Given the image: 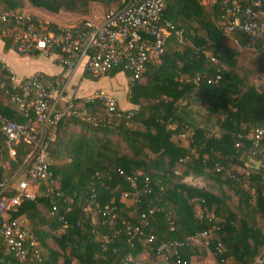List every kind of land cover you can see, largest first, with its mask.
Returning a JSON list of instances; mask_svg holds the SVG:
<instances>
[{
    "label": "trees",
    "instance_id": "trees-1",
    "mask_svg": "<svg viewBox=\"0 0 264 264\" xmlns=\"http://www.w3.org/2000/svg\"><path fill=\"white\" fill-rule=\"evenodd\" d=\"M124 1L0 0V11L23 13L29 7L42 15L88 16L93 4L121 7ZM164 2V20L172 26L165 54L139 81L130 82L123 69L102 77H126L128 92L125 100L117 101L124 114L121 121L92 126L66 119L58 125L50 144L51 177L37 190L35 201L9 212L11 220L28 222L39 244L38 255L31 252L21 261L0 238L1 264H140L147 251L151 263H157L162 260L157 245L186 243L210 231V249L179 247L183 260L193 264L194 258L210 252L217 264H264V171L252 169L253 197L217 169L242 166L248 157L264 162L252 138L264 126V91L248 81L249 72L239 64L240 52L230 43L256 52L261 46L240 31H225L221 0L208 6L203 0ZM31 17L36 25L43 20L34 13ZM64 29L50 23L53 33ZM180 31L183 44L176 35ZM5 48L9 50L8 41ZM102 78L86 76L92 82ZM123 100L128 110H123ZM195 107L210 113L206 126L213 124L217 131L194 119V126L189 125L186 116ZM91 112L99 120L106 108L97 104ZM0 115L29 124L1 90ZM33 151L22 143L11 160L5 147L7 167L0 170V183L24 172ZM94 196L102 208L115 210V220L88 209ZM212 214L214 220L206 217ZM97 234L109 235L110 242L105 244ZM150 237L157 241L149 243Z\"/></svg>",
    "mask_w": 264,
    "mask_h": 264
},
{
    "label": "built area",
    "instance_id": "built-area-1",
    "mask_svg": "<svg viewBox=\"0 0 264 264\" xmlns=\"http://www.w3.org/2000/svg\"><path fill=\"white\" fill-rule=\"evenodd\" d=\"M216 3L217 0H203L207 6ZM221 3L225 31H240L251 37L260 44L259 53L264 55V0H221ZM165 7L164 0H125L121 7L109 9L102 19H86L57 34L50 31V23L36 25L24 12L0 11V38L8 41L9 51L54 58L63 68V73L54 78L40 74L20 79L10 68L0 64V90L29 120L28 125L20 124L0 115V136L5 140L9 158L16 159L17 147L22 143L34 147L27 169L18 177L0 183V238L19 260H26L31 252L38 255L39 244L30 234L26 221L11 220L9 212L26 201H35L37 190L51 177L50 144L58 125L66 119L96 126L97 123L110 124L124 118L117 100L104 90L78 97L76 76L82 74V77L99 79L114 69H123L130 82L141 80L151 65L165 54L172 29L164 20ZM176 35L179 43L183 44V32ZM97 104L106 108L105 115L99 120L91 112ZM252 138L255 152L264 154V126L257 128ZM5 147L0 144V170L7 167L3 155ZM259 168L264 171V162ZM217 169L253 197L256 196L251 167L241 171L235 165L218 166ZM95 198H92L88 209H95L104 217L112 215V220H115V210L102 208ZM201 208L198 204L199 216L203 219ZM54 211H57L56 207ZM206 217L215 219L214 214ZM212 230L215 231L216 227ZM169 231H175L173 225ZM135 232L143 235L141 228H136ZM97 236H101L105 244L110 242L109 235ZM212 240L214 232H204L190 237L186 243L169 241L157 245V253L163 264H190L182 259L178 248L187 246L209 250ZM156 241L155 237L148 240L149 243Z\"/></svg>",
    "mask_w": 264,
    "mask_h": 264
},
{
    "label": "crops",
    "instance_id": "crops-1",
    "mask_svg": "<svg viewBox=\"0 0 264 264\" xmlns=\"http://www.w3.org/2000/svg\"><path fill=\"white\" fill-rule=\"evenodd\" d=\"M27 12L30 13L29 14L30 16H31V13H34V14L40 16L41 18H43V15L41 13L36 12L29 7L27 9H25V11H24V13H26V14H27ZM104 15L103 14L102 15H96L92 18H86V19H93L95 17L102 19L104 17ZM86 19H84V20H86ZM83 21L78 22L77 24H74L73 26H71L69 28H72L76 25H79ZM46 23H54V24H57L58 26H60L61 28H66V29L68 28V27H64V26L60 25L58 22H55V21H52L49 19H48V21H46ZM234 48L237 49L240 53L243 50H251V49H239L238 47H234ZM252 51H254V50H252ZM0 64H3L5 66H7L8 68H10L20 79H25V78L31 77L33 75H40V74L46 75L50 78H54V77H57L63 73V68L55 61L54 58H46V57L42 56L41 54H35V53L29 54V55H20V54H17L15 52L9 51L5 48V41L1 38H0ZM84 80H85V82L87 81L89 85H87L85 83H84L85 85H83ZM104 80H107V79L102 78L99 82H92V81L86 80V76L82 77V74L77 75L75 78V87L78 89V90H76L77 96L78 97L89 96L92 93L104 90L103 87L96 86V84L99 85L101 83H104L105 82ZM115 80L116 79H114V81ZM114 81L110 80L108 89H105L104 91H106L108 94L112 95L118 101V93L116 91V88L113 87L112 83H111ZM92 83H93V85H92ZM82 85L83 86H89L90 88H87V91H84V89L82 88ZM123 90L125 91V94L123 96V99L125 100V95L128 92L127 86H125V88ZM187 99L188 100H185V101H189V97H187ZM122 105L124 106L123 110H128V108H127L128 106H126V102L123 103ZM210 116H211L210 113L207 112L205 109L203 110L202 108L195 107V108H193L192 112L186 116V121L189 123V125L194 126V123L192 122L194 119V120H196V122H198L199 126H200V124H202L203 127H208V130L210 129L212 131H217L218 128L213 129L214 128L213 124L209 123L206 126V124H207L206 118H210ZM211 122L215 124L216 119L213 118V120ZM260 164H261V162L258 163L254 158L248 157V159L245 161L244 165L237 166V167L241 171L246 167H251L253 169L255 167L260 166ZM197 184H199L200 186H203V184L201 182H199ZM26 224L28 225L27 221H26ZM209 261H211L212 264H217L215 256L213 254H211L210 252H208L207 256H197L196 258H194L193 264H208ZM1 263H3V261L0 259V264Z\"/></svg>",
    "mask_w": 264,
    "mask_h": 264
},
{
    "label": "rangeland",
    "instance_id": "rangeland-1",
    "mask_svg": "<svg viewBox=\"0 0 264 264\" xmlns=\"http://www.w3.org/2000/svg\"><path fill=\"white\" fill-rule=\"evenodd\" d=\"M119 5L118 4H113L111 7H106L105 5L102 4H93L91 6V11L89 13L88 16H80V15H76V14H67V13H63L60 15H43V20L41 21L40 25H46V21L52 20L55 22H58L60 25L64 26V27H71L74 24H77L78 22L83 21L86 18H92L96 15H104L106 13V11H108L110 8H117ZM30 13L27 12V15H29ZM231 46L233 47H237L235 46L234 43H230ZM239 64L242 67L243 70L249 72L247 73L248 76V81L259 87L260 90L264 91V55L256 52V51H252V50H243L240 53L239 56ZM104 83H101L99 85L96 84V86H101L105 89H108L109 87V81L104 80ZM145 82V81H143ZM89 85L88 82L84 80L83 85L85 84ZM112 86L116 88V91L118 93V97L121 99L123 98L125 91L121 89V86H126L127 81H126V77L124 75H120L118 77V79L115 80V82H111ZM82 88L84 89V91H87V88H90L89 86H83ZM93 85V83H92ZM116 85L118 86V88L116 87ZM128 89V88H127ZM124 103V100H123ZM77 131H80V128L76 129ZM126 149V148H125ZM187 182H193L192 178H188L186 179ZM198 182V181H197ZM199 183V182H198ZM197 184V183H195ZM199 185V184H198ZM132 203V202H131ZM151 256V253L149 251L145 252L143 256L140 257V264L141 263H147V264H163L162 260H158L157 263H151V261L149 260ZM208 264H212L211 261L208 262Z\"/></svg>",
    "mask_w": 264,
    "mask_h": 264
},
{
    "label": "water",
    "instance_id": "water-1",
    "mask_svg": "<svg viewBox=\"0 0 264 264\" xmlns=\"http://www.w3.org/2000/svg\"><path fill=\"white\" fill-rule=\"evenodd\" d=\"M264 258V256H262V258L261 259H263ZM141 264H147V263H141Z\"/></svg>",
    "mask_w": 264,
    "mask_h": 264
}]
</instances>
